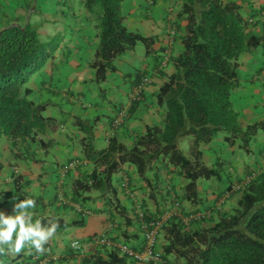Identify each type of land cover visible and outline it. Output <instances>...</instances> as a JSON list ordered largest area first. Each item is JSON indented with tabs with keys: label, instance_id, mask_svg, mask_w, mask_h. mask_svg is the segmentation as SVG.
<instances>
[{
	"label": "crops",
	"instance_id": "1",
	"mask_svg": "<svg viewBox=\"0 0 264 264\" xmlns=\"http://www.w3.org/2000/svg\"><path fill=\"white\" fill-rule=\"evenodd\" d=\"M43 1L33 0L30 6V0H4L7 13L2 11L4 6L0 2V27L8 20L24 18L39 21V28H45L46 34L52 29L58 32L54 50L27 82L32 88L30 97L47 103L43 114L51 118L53 128L46 127L34 139L25 138L20 146L0 136V211L14 214V204L28 196L36 200L34 219L42 218L45 224L49 219H57L59 226L44 246L43 254L25 249L16 256L0 257V261L84 264L91 253L105 255L108 251L95 243L96 235L103 233L113 241H125L140 249L144 243L141 225L147 219L163 213L179 217L198 210L215 215L216 201L226 192L229 197L220 210L229 212L239 197V189L227 190L228 184L242 181L264 165V145L257 138V130L251 136L255 146L251 148L249 140L247 152L238 138L227 143L221 132L199 145L201 160L216 167L217 176L196 179V201L183 194L186 178L179 168L162 156L154 159L144 178L132 164L122 163L111 173L109 188L98 183L73 191L71 186L74 181L87 182L93 170L96 173L93 162L84 154V143L101 149L113 136L129 146L146 125L160 124L163 110L156 103L155 94L171 72V59L180 49L178 34L186 22L185 15L180 14V0H122L126 28L153 38L150 53L144 52L142 43L137 49L127 48L111 58L115 68L107 70L99 81L94 80L89 66L97 38L81 0L75 9L71 5L73 0H65L68 7L59 5L57 0ZM230 1L239 6L247 20L246 35L264 31V0ZM165 49L168 51L164 60ZM235 73L238 99L232 102L239 124L245 127L264 120V46L243 51ZM144 75L149 80L143 85L140 98L132 99V88ZM244 91L249 93L252 107H246L247 103L240 99ZM119 111L123 116L119 125L112 128L111 119ZM178 147L187 150L185 144L178 143ZM71 160H75L74 164L67 166ZM14 175L19 177L18 190L14 189ZM160 233L157 247L161 243ZM74 239L79 244L76 250L70 247ZM127 263L138 264L128 258Z\"/></svg>",
	"mask_w": 264,
	"mask_h": 264
},
{
	"label": "trees",
	"instance_id": "2",
	"mask_svg": "<svg viewBox=\"0 0 264 264\" xmlns=\"http://www.w3.org/2000/svg\"><path fill=\"white\" fill-rule=\"evenodd\" d=\"M57 1L68 7L65 0ZM121 2L81 0L97 38L89 61L96 81L115 68L111 58L137 41L144 45L146 54L150 53L153 38L126 28ZM239 9L230 0H180V14L186 19L178 34L180 49L171 59V72L155 94L156 103L163 110L160 124L146 125L129 146L113 136L101 149L84 143V154L93 162L96 173L92 171L89 183L74 181L73 191L90 184L109 186L111 173L122 163L132 164L144 178L154 159L162 156L179 168L186 178L183 194L196 201V179L217 176V168L201 160V143L221 132L227 143L238 138L244 152L250 150V137L259 125L264 129V120L245 127L239 124L232 102L238 85L235 68L243 51L264 46V31L246 35L247 20ZM39 25V21L23 18L8 20L0 27V136L12 144H23L25 138L34 139L46 127L53 128L51 118L43 114L47 103L34 101L27 83L58 42V35L54 34L46 42L41 41ZM185 135L189 136L188 155L178 147V140ZM246 176L249 179L244 184H228L227 190L239 189V197L229 212L220 210L229 197L226 192L216 201L215 215L208 211L205 216L188 221L181 216H168L160 230L162 262L140 264H171L168 255L183 258V264H264V165ZM13 179L14 189L18 190V175ZM84 264L128 263L126 256L108 250L105 255L91 253Z\"/></svg>",
	"mask_w": 264,
	"mask_h": 264
},
{
	"label": "clouds",
	"instance_id": "3",
	"mask_svg": "<svg viewBox=\"0 0 264 264\" xmlns=\"http://www.w3.org/2000/svg\"><path fill=\"white\" fill-rule=\"evenodd\" d=\"M140 79L141 77L138 80ZM140 95H141V91H140L138 98H140ZM138 98H135V99H138ZM119 112H121L122 113L121 116H123V112L122 111H119ZM91 181L92 180L90 178L87 180V183ZM35 207H36V200L34 198H30L27 196L25 199L18 200V202L14 204V208H13L14 214L6 215L3 211H0V257L8 256L10 254L13 256H16V255L21 254L25 249H27L29 253H31L33 249L35 250L37 254H43L44 252H46V248L44 246L56 234V230L59 225H58V221H54L52 219H49L47 221V224L43 222L42 218L34 219V212L32 210L35 209ZM76 209L80 210L78 205H76ZM201 211L208 212V210H201ZM190 212H197V211H190ZM190 212H187L186 214ZM186 214L183 213L180 216L183 217ZM160 215H158V217ZM151 219H154V218H151ZM151 219H147L143 221V223ZM160 230L161 228L158 229L157 231V237H156V242L154 246L157 250L160 251V254H161L160 247L159 246L157 247L156 245L157 239L159 238ZM102 235L105 236L110 241H112L114 244L115 243H125L126 245L131 247V245H129L128 242L121 241V240L113 241L103 233L95 236L94 241L97 245L104 246L108 250H114L116 251V253H118V255H124L127 258L134 260L132 259V257L126 254L120 253L115 246H107L105 244L99 243L97 241V238ZM142 235H143V226H142ZM73 241H76V244H72ZM70 247L74 249L75 248L78 249L79 248L78 241L76 239L72 240L70 242ZM142 247L143 245L141 246V248ZM132 249H135V248H132ZM135 250H138V249H135ZM0 264H3V262L0 261Z\"/></svg>",
	"mask_w": 264,
	"mask_h": 264
},
{
	"label": "built area",
	"instance_id": "4",
	"mask_svg": "<svg viewBox=\"0 0 264 264\" xmlns=\"http://www.w3.org/2000/svg\"><path fill=\"white\" fill-rule=\"evenodd\" d=\"M166 52L164 51V59H166ZM148 81L147 76H142L140 80L136 82V84L133 86L132 91L130 93V97L132 99L138 98L140 91L143 87V84ZM121 112H118L117 115H115L111 120V127L115 128L120 123L121 120ZM75 160H71L68 162L67 166L73 165ZM249 179V176H245L243 181V184ZM207 214L206 211H197V212H190L182 217L184 221L189 220L190 218L195 217H202ZM168 215L165 213L161 214L158 218L151 219L147 222H144L142 224L143 226V236H144V244L143 247L140 250H135L126 245L125 243H113L109 239H107L105 236H99L97 238V241L99 243L105 244L107 246H115L120 253L126 254L132 259H134L136 262H147V261H153V262H162L161 260V254L160 251L155 248V242L157 237V231L161 228L164 220L166 219ZM72 244H76V241H73Z\"/></svg>",
	"mask_w": 264,
	"mask_h": 264
},
{
	"label": "rangeland",
	"instance_id": "5",
	"mask_svg": "<svg viewBox=\"0 0 264 264\" xmlns=\"http://www.w3.org/2000/svg\"><path fill=\"white\" fill-rule=\"evenodd\" d=\"M18 1V0H17ZM20 2H25V0H19ZM31 1V3H30V6H32V4H33V0H30ZM37 1H40V0H37ZM46 1H48V0H44L43 2H46ZM0 2H1V4L4 6L3 7V9H2V11L3 12H8V7H6L5 6V4H4V0H0ZM75 3V4H74ZM121 4H122V2H121ZM71 5H72V7H73V9H75L76 8V6H78L79 5V0H73V2H71ZM123 10H125L124 8H121V12H123ZM125 14V13H124ZM128 27V26H127ZM51 28V27H50ZM129 28V27H128ZM130 29V28H129ZM37 30H38V36H39V38H40V40L41 41H44V42H46L47 40H49L50 39V37L54 34V36H57V34H58V32H55V31H53V29H52V32H50L49 34H46L45 33V28H39V26H38V28H37ZM140 45H141V42L140 41H137L136 42V44H134L133 46H135L136 48L135 49H137V48H139L140 47ZM250 88L251 87H248V91L249 92H251L250 91ZM243 89V88H242ZM244 90V89H243ZM243 93V95L241 96V100L244 102V104L245 103H247V105H246V107H252V105H251V98H250V95H249V93L246 91H244V92H242ZM257 97V96H256ZM232 99L233 100H237L238 98H237V94H236V92H235V90H234V92H233V94H232ZM262 110V109H261ZM261 110L260 111H257V112H261ZM262 127L259 125L258 126V128L256 129L257 130V132H256V135H257V138L258 139H260L262 142H263V145H264V134L262 133ZM189 136L188 135H185V136H182L179 140H178V143H179V145L181 144L182 146H183V144H185V145H187V150H184V149H182V151H183V154H185V155H188L189 154V151H188V144H189V138H188ZM253 138V137H252ZM252 138L250 137V143L252 144ZM17 143H18V145L20 146L21 144V142L20 141H17ZM255 145H254V143L251 145V148H253ZM19 151H21L20 149L18 150V153L20 154V152ZM243 152V151H242ZM113 181V180H112ZM168 260L171 262V264H183L184 263V261H183V258H181V257H176V256H174V255H168Z\"/></svg>",
	"mask_w": 264,
	"mask_h": 264
}]
</instances>
